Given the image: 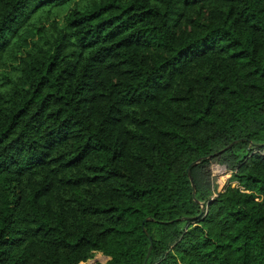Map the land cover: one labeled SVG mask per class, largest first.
<instances>
[{"label": "trees", "instance_id": "1", "mask_svg": "<svg viewBox=\"0 0 264 264\" xmlns=\"http://www.w3.org/2000/svg\"><path fill=\"white\" fill-rule=\"evenodd\" d=\"M96 253L264 264V0H0V264Z\"/></svg>", "mask_w": 264, "mask_h": 264}, {"label": "rangeland", "instance_id": "2", "mask_svg": "<svg viewBox=\"0 0 264 264\" xmlns=\"http://www.w3.org/2000/svg\"><path fill=\"white\" fill-rule=\"evenodd\" d=\"M213 177H214V183L217 187V191H221L224 185L226 184L229 175L228 174H220L217 169H214L212 171ZM236 185V183L233 184V186ZM109 261V258L103 256L101 253H96L93 258L88 260L85 263L81 264H106V262Z\"/></svg>", "mask_w": 264, "mask_h": 264}, {"label": "water", "instance_id": "3", "mask_svg": "<svg viewBox=\"0 0 264 264\" xmlns=\"http://www.w3.org/2000/svg\"><path fill=\"white\" fill-rule=\"evenodd\" d=\"M197 163H198V161L192 163L191 166H194V165H196ZM221 168L225 169L224 167H221ZM187 173H188L189 179H190V181H191L192 190H193V194H194V192H195V188H194L193 183H192V178H191L190 170H189V169L187 170ZM202 211H203V207H202Z\"/></svg>", "mask_w": 264, "mask_h": 264}, {"label": "built area", "instance_id": "4", "mask_svg": "<svg viewBox=\"0 0 264 264\" xmlns=\"http://www.w3.org/2000/svg\"><path fill=\"white\" fill-rule=\"evenodd\" d=\"M214 169H217V170L219 171L220 174H226V170L223 169V168H221V167L215 166V167L212 168V171H213ZM218 192H219V191H218ZM216 196H217V194H214V195H213V197H216Z\"/></svg>", "mask_w": 264, "mask_h": 264}]
</instances>
